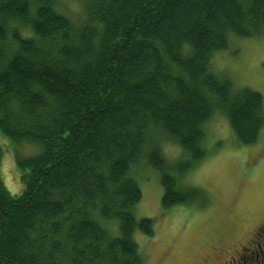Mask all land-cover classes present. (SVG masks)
Wrapping results in <instances>:
<instances>
[{"label":"trees","instance_id":"16d2710c","mask_svg":"<svg viewBox=\"0 0 264 264\" xmlns=\"http://www.w3.org/2000/svg\"><path fill=\"white\" fill-rule=\"evenodd\" d=\"M263 30L264 0H0V135L33 149L17 158L21 196L0 176V264H145L134 235L155 223L135 215L134 168L160 174L163 209L206 208L183 182L207 158V123L223 114L240 146L264 128L263 95L212 59Z\"/></svg>","mask_w":264,"mask_h":264},{"label":"rangeland","instance_id":"374dc122","mask_svg":"<svg viewBox=\"0 0 264 264\" xmlns=\"http://www.w3.org/2000/svg\"><path fill=\"white\" fill-rule=\"evenodd\" d=\"M66 4L69 13L75 15L78 4ZM212 70L230 79L235 89L249 88L264 97V30L250 38L233 39L228 49L214 55ZM206 132L207 158L183 182L206 191V208L192 204L163 209L160 174L146 159L134 168V177L143 193L135 215L155 223L152 238L141 232L134 235L145 264H213L218 258L224 262L264 224V128L255 145L240 146L228 120L219 112L207 123ZM1 135L0 176L16 198L24 190L17 158L30 157L33 149L27 143L12 144ZM162 150L170 164L183 156L180 147L168 140L163 141ZM218 239L231 242L212 244L219 243ZM219 246L211 252L212 247Z\"/></svg>","mask_w":264,"mask_h":264},{"label":"flooded vegetation","instance_id":"af4514ba","mask_svg":"<svg viewBox=\"0 0 264 264\" xmlns=\"http://www.w3.org/2000/svg\"><path fill=\"white\" fill-rule=\"evenodd\" d=\"M257 262L264 264V224L257 227L249 240L228 260L222 262L218 258L213 264H256Z\"/></svg>","mask_w":264,"mask_h":264},{"label":"bare ground","instance_id":"6f19581e","mask_svg":"<svg viewBox=\"0 0 264 264\" xmlns=\"http://www.w3.org/2000/svg\"><path fill=\"white\" fill-rule=\"evenodd\" d=\"M261 32V31H260ZM251 33V32H250ZM48 36V35H47ZM80 46V45H79ZM52 99V98H51ZM24 147V146H23ZM34 148V147H33ZM38 148V147H37Z\"/></svg>","mask_w":264,"mask_h":264}]
</instances>
